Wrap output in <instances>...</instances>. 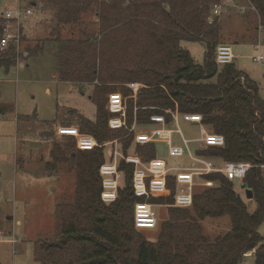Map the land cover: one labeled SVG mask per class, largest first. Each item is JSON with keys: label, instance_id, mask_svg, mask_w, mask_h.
Returning <instances> with one entry per match:
<instances>
[{"label": "trees", "instance_id": "16d2710c", "mask_svg": "<svg viewBox=\"0 0 264 264\" xmlns=\"http://www.w3.org/2000/svg\"><path fill=\"white\" fill-rule=\"evenodd\" d=\"M54 1L60 4L61 20L73 21L78 28L72 29L77 36L56 46L59 76L63 81L89 80L95 85L97 116L82 117L78 124L82 131L92 133L100 143L120 138L124 154L133 152L146 162L158 157L157 142L138 144L126 128L109 126V93L120 86L129 95L127 83L142 82L145 86L137 99H129V123L135 107L140 125H149L151 114L162 109L178 110L180 116L201 113L203 124L223 134L225 144L201 143L194 152L215 162H252L244 183L254 196L249 199L251 211L246 198L238 196L236 180L212 172L200 176L199 182L213 180V186H196L193 204L176 207L179 183L171 171L167 177L171 193L152 199L165 208L166 216L157 230L146 234L135 226L134 207L143 198L134 192V164L119 160L118 198L107 204L101 199L99 171L108 160L105 148L80 150L71 154L77 166L76 188L58 202V234L42 244L45 253L37 254L38 260L42 264H241L254 250L256 264H264V235L258 231L264 220V99L258 83L234 61L223 65L216 61L217 46L232 45L225 42L218 23L208 22L212 5L220 0H130L127 4V0H102L100 11L96 9L99 21L90 32L81 27L85 6L90 1L97 7L100 0ZM250 1L264 26V0ZM185 39L206 42L203 63L181 46ZM11 50H0L14 53L0 57V69L15 65V49ZM11 111L10 104L0 101V117Z\"/></svg>", "mask_w": 264, "mask_h": 264}, {"label": "rangeland", "instance_id": "374dc122", "mask_svg": "<svg viewBox=\"0 0 264 264\" xmlns=\"http://www.w3.org/2000/svg\"><path fill=\"white\" fill-rule=\"evenodd\" d=\"M101 1L97 2V7L90 1L85 6L81 27H87L88 32L95 29V23L99 21L96 9L100 11ZM55 2L0 0V17L7 8L18 6L32 7L35 13L23 22L20 47H16V52L11 50L15 52V65L9 70L0 69L1 100L13 108L10 115L0 117V264H42L37 258V254L45 253L42 244L56 238L59 231L57 204L64 195L73 194L77 184V166L71 154L80 150L75 138L61 137L57 129L61 125L79 127L82 117L95 120L97 116L90 81L70 83L59 76L56 46L60 45V39L72 36V29L77 32L78 28L73 26L77 24L73 21L60 22V4L57 6ZM256 14L255 10L240 13L238 7L229 5L218 24L223 28L225 42L232 43L235 65L258 83L264 99V60L255 59L256 55H264V26ZM2 26L1 20L0 35ZM180 44L190 50L197 62H204L207 49L204 40L185 39ZM2 51L0 57L14 54ZM117 87L120 91V86ZM177 127L182 134L174 132L173 142L187 151L183 137L193 140L190 148L195 151L202 143L199 142L202 136L199 125L180 116L178 123L171 126ZM106 142L99 143L104 145L101 147L110 158L107 150L111 145ZM156 148L157 156L164 158L169 166L191 163L187 154L182 157L170 155L164 142H157ZM119 152L123 153L120 141ZM235 184L252 211L253 201L247 199L246 189L239 181ZM156 209L159 222H162L166 216L165 208L156 206ZM154 230L141 231L148 234ZM258 231L264 235V220ZM253 253L254 250L248 252L241 264H256Z\"/></svg>", "mask_w": 264, "mask_h": 264}, {"label": "built area", "instance_id": "2783aa9c", "mask_svg": "<svg viewBox=\"0 0 264 264\" xmlns=\"http://www.w3.org/2000/svg\"><path fill=\"white\" fill-rule=\"evenodd\" d=\"M246 3H237L234 1L220 0L215 2L211 7V13L208 17L209 24L218 23L225 7L232 5L239 9L240 13H246L250 10H256L255 5L246 0ZM32 7L18 6L16 8H7L1 15L3 22L0 35V49L8 50L20 47L22 40L23 22L34 15ZM259 46V45H258ZM21 50L19 49V52ZM19 56V55H18ZM235 52L231 44L222 43L217 46L216 61L223 65L232 63L235 60ZM257 61H263L264 55L255 56ZM145 86L144 83L131 81L127 83V87L132 90V94L126 95L122 91H114L109 93L107 97V105L111 112L109 118V126L112 129L119 130L126 128L134 135L135 142L138 144H149L152 142H164L168 146L170 155L174 157H182L187 154L191 160L190 165L169 166L168 162L161 157H154L148 162L144 161L141 156L131 152L123 154L119 152V138L106 142L110 144L108 147L107 161L100 165V173L102 175V191L101 199L103 202L110 204L117 200L119 194L120 181L122 173L119 170V157L128 163L134 164L133 187L135 195L143 198L136 202L134 207L135 226L142 230H154L159 223L157 204L153 203V198L168 196L171 189L168 186V174L173 171L176 173L178 191L175 196L174 206L190 207L194 201V191L196 186L205 185L213 186V180H205L199 182L200 176L210 174L212 172H222L231 180L239 181L244 185V179L247 173L254 166L250 161H232L223 160L220 163L215 162L205 156L197 155L191 148L189 140L183 137V143L187 151L182 145L173 142L174 132L181 133V129L171 128L174 123H178L180 114L178 110L162 109L163 112L152 113L150 116L149 125H140L137 121L135 107V117L132 124L128 120V99H137L141 89ZM158 108V107H151ZM159 109V108H158ZM170 115L172 120L168 119ZM185 120L196 122L199 125L201 138L199 142L210 146H223L225 137L221 133L209 131L203 124V116L201 113H185L182 115ZM58 135L61 137H72L76 140L78 150L90 151L97 147L104 146L100 144L97 138L90 132L82 131L76 125H61L58 129ZM115 146V148H114ZM264 168V165H261Z\"/></svg>", "mask_w": 264, "mask_h": 264}, {"label": "crops", "instance_id": "0c3cea01", "mask_svg": "<svg viewBox=\"0 0 264 264\" xmlns=\"http://www.w3.org/2000/svg\"><path fill=\"white\" fill-rule=\"evenodd\" d=\"M0 22H1V17H0ZM60 22H66V21L60 19ZM73 26H74V25H73ZM71 33H72V36H71V37L60 39V42H61V40L63 41V40H66V39H70V40H71L72 38H74V37L76 36V34L73 33V30H71ZM60 37H61V35H60ZM66 82L73 83V82H71V81H66ZM92 86H93V85H92ZM93 88H94V87H92V89H91L92 91H93ZM0 94H1V89H0ZM0 101H2V100H1V96H0ZM3 102H4V101H3ZM10 105H11V104H10ZM6 115H10V112H9L8 114H6ZM191 142H192V141H191ZM217 163H220V162H217ZM198 179H199V178H198Z\"/></svg>", "mask_w": 264, "mask_h": 264}, {"label": "water", "instance_id": "95a60500", "mask_svg": "<svg viewBox=\"0 0 264 264\" xmlns=\"http://www.w3.org/2000/svg\"><path fill=\"white\" fill-rule=\"evenodd\" d=\"M243 187L246 189L247 199H252L254 196L253 191L250 188H248L246 184H244ZM238 196H241V194L238 193Z\"/></svg>", "mask_w": 264, "mask_h": 264}]
</instances>
